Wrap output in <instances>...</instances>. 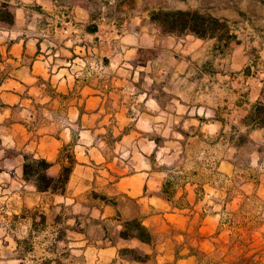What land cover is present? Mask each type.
Segmentation results:
<instances>
[{"label":"crops","instance_id":"1","mask_svg":"<svg viewBox=\"0 0 264 264\" xmlns=\"http://www.w3.org/2000/svg\"><path fill=\"white\" fill-rule=\"evenodd\" d=\"M46 2L56 12L50 24L28 19L17 4L12 21H0V219L32 208L73 217L81 227L116 211L88 194L123 197L125 216L139 220L151 241L117 233L114 243L87 244L79 230L78 246L111 261L122 239L156 264H196L192 252L208 245L193 236H212L219 212L211 206L227 205L216 177L234 171L230 156L209 154V142L225 124L223 110L242 112L241 89L216 103L214 71L190 65L199 51L193 36ZM237 77L242 81L241 72ZM192 141L206 147L186 158ZM24 154L48 161L53 178L69 166L62 191H38L25 180ZM62 235L69 237L70 227Z\"/></svg>","mask_w":264,"mask_h":264},{"label":"rangeland","instance_id":"2","mask_svg":"<svg viewBox=\"0 0 264 264\" xmlns=\"http://www.w3.org/2000/svg\"><path fill=\"white\" fill-rule=\"evenodd\" d=\"M56 2L64 6L84 5L92 14H100L104 19L150 21L156 24L149 25L152 32L159 29L162 33L183 37L185 40L186 35L193 36L198 39L199 51L190 65L214 71L216 103L224 96L233 98L229 93L241 89L242 112L223 110L225 124L214 136L213 142H209L210 155H214L215 159L230 156L234 163L230 178L216 177L217 183L226 193L224 200L227 205L222 208L220 202L216 201L215 206H211L214 212H219V217L213 222L215 231L207 238L193 236V243L203 242L208 247L207 251L196 248L192 255L196 264H264V128L254 130L264 125V0ZM2 4L9 11L15 4L24 7L28 19L40 20L45 24H50L56 15L46 0L36 3L30 0H0ZM160 10L197 11L205 17L218 19V24L213 25L212 31H209L213 32L212 37H198L190 32L169 33L150 19L152 12ZM239 72L242 81L237 77ZM252 114H262V117L254 122L250 118ZM240 118L242 125L238 124ZM240 137L243 138L239 140ZM204 146L206 142L203 141L189 142L186 158L200 153ZM61 191L59 189L56 192ZM88 195L112 205L116 209L114 215L101 221L88 219L81 227L73 217L69 221L66 220L67 216L63 218L62 215L46 217L38 215L32 208L24 209L18 218L0 219V264H132L134 256L145 262L143 264H156L141 249L123 247L125 242L122 239H119V255L111 261H106L109 256L107 254L102 253L99 259L94 250L88 249L85 252L83 245L78 246L79 237L82 236H79V230L87 237V244H93L94 240L102 244L114 243L124 222L130 220L124 214L129 206L125 198L119 197L116 201L113 196L94 192ZM218 196L221 198L222 194L218 193ZM191 224L194 228L197 223ZM68 227L71 235L63 237ZM68 244L71 246L68 247Z\"/></svg>","mask_w":264,"mask_h":264},{"label":"trees","instance_id":"3","mask_svg":"<svg viewBox=\"0 0 264 264\" xmlns=\"http://www.w3.org/2000/svg\"><path fill=\"white\" fill-rule=\"evenodd\" d=\"M151 21L157 22L163 31L173 33L190 32L198 37H212L213 25L218 24V19L205 17L197 11L189 10H168L155 11L150 15ZM0 21L10 23L12 14L5 4L0 5ZM262 114L250 115L252 121L256 122ZM258 125V124H254ZM243 138L240 137L239 140ZM23 177L25 180H31L38 191L56 192L62 190L68 177L70 167L66 166L62 169L57 178L47 175L46 170L50 163L41 158H34L28 154H24ZM119 237L124 239L138 238L143 242H150L151 235L147 228L137 219H130L124 222L123 228L119 231ZM132 259L140 260L134 256Z\"/></svg>","mask_w":264,"mask_h":264}]
</instances>
